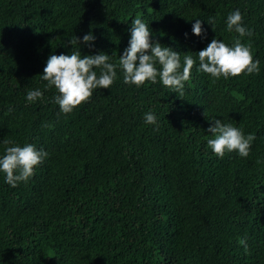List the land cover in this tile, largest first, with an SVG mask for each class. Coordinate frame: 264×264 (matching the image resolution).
<instances>
[{
	"label": "trees",
	"instance_id": "trees-1",
	"mask_svg": "<svg viewBox=\"0 0 264 264\" xmlns=\"http://www.w3.org/2000/svg\"><path fill=\"white\" fill-rule=\"evenodd\" d=\"M237 9L251 36L227 31ZM137 17L182 65L197 61L182 96L159 78L124 83ZM89 32L94 47L66 45ZM213 38L251 44L259 73L197 71ZM73 51L110 55L117 78L64 114L41 75ZM215 119L255 135L247 158L208 147ZM29 143L48 153L34 176L12 187L0 172V264H264V0H0V157Z\"/></svg>",
	"mask_w": 264,
	"mask_h": 264
},
{
	"label": "clouds",
	"instance_id": "clouds-1",
	"mask_svg": "<svg viewBox=\"0 0 264 264\" xmlns=\"http://www.w3.org/2000/svg\"><path fill=\"white\" fill-rule=\"evenodd\" d=\"M207 22L213 28L214 19L210 17ZM226 27L228 32L235 31L241 38L252 35L243 26V16L238 9L227 16ZM192 32L202 38L206 36L201 19H195ZM130 34L129 46L119 58L124 83L140 87L146 82L155 84L159 78L164 87L182 96L185 82L191 78V70L197 61L191 55H185L182 65L180 53L163 46L159 41L153 42L149 26L139 17L131 20ZM94 41V35L89 32L82 39H69L66 45L75 46L79 43L92 48ZM197 55V71L208 74L214 80L258 74L260 71V61L254 59L251 44L241 43L240 39H235L233 45L229 46L223 40L213 38ZM110 58L104 52L82 56L80 51L49 56L41 77L47 81L46 88L54 86L57 90L54 101L61 113H71L82 103H87L96 89H109L113 85L117 78V64L110 62ZM157 64L160 65L159 69ZM42 98L43 92L39 89L28 91L26 96L29 102ZM144 119L147 124L157 123L153 112L146 113ZM207 131L213 137L208 140V147L216 156L223 158L226 152L233 151L243 158L250 155L254 134L245 136L239 127L221 119H215ZM4 143L8 145L13 142L5 140ZM47 155L46 151L38 150L31 143L6 147L5 154L0 157V172L5 174L6 183L16 187L18 183L27 182L34 176L35 168L44 162ZM238 242L247 252L246 240L240 239Z\"/></svg>",
	"mask_w": 264,
	"mask_h": 264
}]
</instances>
